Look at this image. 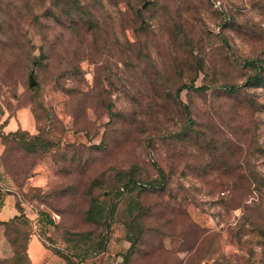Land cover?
<instances>
[{"label":"rangeland","instance_id":"rangeland-1","mask_svg":"<svg viewBox=\"0 0 264 264\" xmlns=\"http://www.w3.org/2000/svg\"><path fill=\"white\" fill-rule=\"evenodd\" d=\"M72 1L0 0V264H264V0Z\"/></svg>","mask_w":264,"mask_h":264},{"label":"crops","instance_id":"crops-1","mask_svg":"<svg viewBox=\"0 0 264 264\" xmlns=\"http://www.w3.org/2000/svg\"><path fill=\"white\" fill-rule=\"evenodd\" d=\"M35 129L34 122L31 114L27 109H21L16 112L14 116L9 113H0V134L6 136L11 133H15L18 130L32 132ZM0 136V223L5 224L14 220L20 216L18 204H20L19 198L15 192H13L12 182L5 173L2 165V157L5 154V146L3 138ZM20 207L26 209L25 204H20ZM24 215L31 221L34 217L29 215L27 210L23 211ZM4 226L0 225V229ZM4 244V243H3ZM1 245V244H0ZM2 246H0L1 248ZM28 255L32 261V264H45L46 258L49 256L48 250H46L38 237L33 235L28 245Z\"/></svg>","mask_w":264,"mask_h":264},{"label":"trees","instance_id":"trees-1","mask_svg":"<svg viewBox=\"0 0 264 264\" xmlns=\"http://www.w3.org/2000/svg\"><path fill=\"white\" fill-rule=\"evenodd\" d=\"M73 3V1L72 0H68V3L66 4V6H64V8H65V10H64V14L66 15V17H68V19H70V22L74 25V26H72V27H76L77 26V21L73 18V12H74V9L72 8V6H70L71 4ZM84 19V21H86V22H84V25H85V27H87L89 30H93L94 29V27H98V25H99V21H98V19H97V17H96V15H95V12H94V20H92V19H88V18H83ZM83 21V20H82ZM80 23V22H79ZM250 82H253L254 84V86L256 87V85H263L264 84V77L260 74V73H258V74H256L254 77H251L250 78ZM184 88H181V89H179V91H178V93H181L182 92V90H183ZM194 89V88H193ZM227 89L231 92V93H237L238 92V90H239V87H237V86H230V87H227ZM197 91H200V92H205L206 90H208V87H201V88H197L196 89ZM19 131H23V130H18L17 132H15V133H11V134H9V135H6V136H1V134H0V136L3 138V142H4V146H5V153H6V148H7V141H8V139L10 138V137H12V135H16ZM24 132H27V131H24ZM27 133H29V132H27ZM33 139L34 140H36L37 139V137H33ZM33 147V146H32ZM4 156H5V154H4ZM4 156L2 157V165H3V167H5V168H7V165H5L4 164ZM5 168H4V170H5ZM126 188H120V190H123V192H126V190H128V187L130 188V190H131V188H133V187H136L137 186V184L136 183H134V182H128L127 183V186L126 185H124ZM122 192V193H123ZM18 209H19V211H20V216H18V217H16L14 220H12L11 222H9V223H5V224H1L0 223V225L1 226H4V228H6L8 225H10V224H12V223H14L15 221H18V220H22L23 218H24V213H23V210H22V208L20 207V204H18ZM40 224H41V221L39 222ZM28 224L30 225V223H29V221H28ZM31 239V238H30ZM29 242H30V240H29ZM28 245H29V243H28ZM28 245H27V249H26V253H28Z\"/></svg>","mask_w":264,"mask_h":264},{"label":"built area","instance_id":"built-area-1","mask_svg":"<svg viewBox=\"0 0 264 264\" xmlns=\"http://www.w3.org/2000/svg\"><path fill=\"white\" fill-rule=\"evenodd\" d=\"M48 217L49 215L46 213V212H44V211H41L40 213H39V215H38V218H37V220L35 221V220H31V222H35L34 224L35 225H40V221L43 219V218H46V217Z\"/></svg>","mask_w":264,"mask_h":264},{"label":"water","instance_id":"water-1","mask_svg":"<svg viewBox=\"0 0 264 264\" xmlns=\"http://www.w3.org/2000/svg\"><path fill=\"white\" fill-rule=\"evenodd\" d=\"M147 5H148V4H145L143 8L145 9V8L147 7ZM31 86H35V82H34L33 80H32V84H31Z\"/></svg>","mask_w":264,"mask_h":264}]
</instances>
